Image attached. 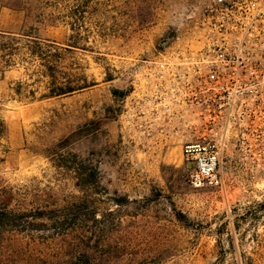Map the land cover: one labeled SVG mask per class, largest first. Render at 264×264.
Masks as SVG:
<instances>
[{
	"label": "rangeland",
	"instance_id": "374dc122",
	"mask_svg": "<svg viewBox=\"0 0 264 264\" xmlns=\"http://www.w3.org/2000/svg\"><path fill=\"white\" fill-rule=\"evenodd\" d=\"M203 1L0 0V32L34 28L69 47L63 71L88 83L39 99L43 79L32 84L22 67L0 73V205L30 213L81 197L71 170L79 161L100 185L95 214L67 238L15 214L0 228V264H57L80 236L83 264H264V163L230 150L224 188L195 191L177 121L162 133L126 124L134 80L167 48L191 44ZM19 83L36 98L17 94Z\"/></svg>",
	"mask_w": 264,
	"mask_h": 264
},
{
	"label": "built area",
	"instance_id": "2783aa9c",
	"mask_svg": "<svg viewBox=\"0 0 264 264\" xmlns=\"http://www.w3.org/2000/svg\"><path fill=\"white\" fill-rule=\"evenodd\" d=\"M191 44L167 48L133 82L126 124L186 138L181 163L192 190H222L221 164L264 163V0H205Z\"/></svg>",
	"mask_w": 264,
	"mask_h": 264
},
{
	"label": "trees",
	"instance_id": "16d2710c",
	"mask_svg": "<svg viewBox=\"0 0 264 264\" xmlns=\"http://www.w3.org/2000/svg\"><path fill=\"white\" fill-rule=\"evenodd\" d=\"M70 53L71 50L67 46L61 47L52 41L38 38L34 28L20 33L0 32V73L22 67L30 71L28 76L32 79V84L43 79L41 82L44 84V92L40 94L39 99L69 96L88 87L86 79L81 80L80 77L71 76L63 71L62 64L66 61V55ZM16 89L19 95L25 92L31 100L36 98L34 90L28 88L24 90L20 83ZM0 133H2L1 123ZM71 170L81 197L67 201L62 206H57L53 199L51 203H46L41 208L37 207L30 213L19 212L17 214L8 210L7 205H0V228H8L13 220L17 222L18 218L13 217L17 214L20 219L32 218V222L43 220L59 238H67L69 232L81 229L82 223L86 221L85 214L94 215L96 212L91 194L94 192L96 194L95 190L100 186L98 171L96 168L87 169L80 161L79 166H71ZM93 220L96 221L94 217ZM83 238L80 236L77 242H68L66 246L68 253L64 257H58L56 263L83 264Z\"/></svg>",
	"mask_w": 264,
	"mask_h": 264
}]
</instances>
